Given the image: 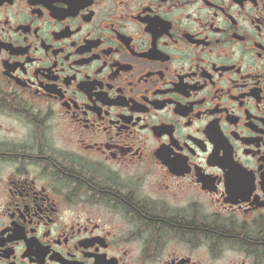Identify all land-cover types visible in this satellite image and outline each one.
Instances as JSON below:
<instances>
[{
  "label": "flooded vegetation",
  "instance_id": "obj_1",
  "mask_svg": "<svg viewBox=\"0 0 264 264\" xmlns=\"http://www.w3.org/2000/svg\"><path fill=\"white\" fill-rule=\"evenodd\" d=\"M0 264H264V0H0Z\"/></svg>",
  "mask_w": 264,
  "mask_h": 264
}]
</instances>
